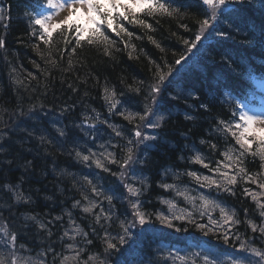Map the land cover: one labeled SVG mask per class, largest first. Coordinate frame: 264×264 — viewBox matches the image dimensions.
Wrapping results in <instances>:
<instances>
[{"label":"trees","instance_id":"trees-1","mask_svg":"<svg viewBox=\"0 0 264 264\" xmlns=\"http://www.w3.org/2000/svg\"><path fill=\"white\" fill-rule=\"evenodd\" d=\"M44 1L1 0L5 8L0 19V37L5 45L0 48V133L5 135L0 136V227L6 226L10 233L17 234L14 245L17 255L25 258L26 264L41 261L60 264L63 256L77 252L78 259L69 264L85 261L93 264L89 256L99 257L108 264H192L193 259L196 264H202L200 257L192 256L202 252L211 253L220 264H231L232 258L257 264L259 258L254 253L239 248L243 241L246 246L264 251V234L258 228L254 232L248 224L251 220L259 226L264 224V218L244 189L257 193L264 190L257 183L238 178L233 195L215 187H202L187 173L218 178L210 169L224 160L222 154L233 149V156L238 155L239 145L225 131L227 125L237 122L236 110L223 95L225 89L242 95L241 81L250 68L255 71L262 66L264 71V0H230L232 8L224 12V21L205 30L206 39L195 48L193 63L168 74L156 103L157 110L146 118L140 131L147 135L145 127L151 118L154 122L161 116L164 119L160 121L161 127L153 128L156 139L143 143L134 135L136 126L141 124L138 117L130 123L120 113L142 114L149 86L158 78L157 65L168 73L181 55H187L183 40L195 39L198 21L206 12L202 0H171L181 16L143 17L152 24L151 31L124 22L135 33L131 58L124 43L110 31L108 34L116 41L111 56L104 55L102 46L86 43L76 47L73 53L75 37L71 29H68V45L56 31L49 49L38 39V31L32 34L29 20V15L41 8ZM34 27L38 30V26ZM222 32L225 35L219 34ZM148 35L161 47L157 48ZM33 45L39 46V53ZM50 59L56 61L55 66L48 63ZM105 87L116 92L115 99L122 105L109 119L101 117L94 125L96 132L91 134L82 123L94 112L102 115L109 110L105 106L108 103L104 99ZM57 129L65 135L61 136ZM117 131L122 135L117 136ZM129 140L133 143L129 144ZM129 147L133 148L135 160L121 179L113 175L121 172L120 165L110 163L111 158L105 157L112 153L122 162ZM197 153L209 168L194 162ZM83 155L90 159L84 161ZM96 159L109 171L98 168ZM243 159L250 175L262 172L258 157L246 154ZM221 170H224L222 166ZM228 171L234 174V168ZM259 182H264V178ZM124 183L141 189L140 210L150 217L144 226L129 224L134 219L129 201L137 198L130 196ZM165 184L174 187H162ZM177 192L195 197L196 208ZM21 193L25 199L17 201L15 196ZM201 194L225 207L230 214L234 212L241 223L226 225L219 209L209 208L212 219L220 224L214 228L215 235L205 236L187 220H173L175 227L168 228L156 219L157 213L175 216L186 210L197 223L209 224V216L200 215ZM109 196L113 198L111 202ZM260 199L264 202V196ZM77 201L79 205L74 207ZM165 201L173 202L174 207L170 208ZM89 203L96 206L85 213L83 208ZM97 215H100L99 223ZM106 215L110 217L107 220ZM122 222L132 236L119 246V251L106 254L105 232L118 238L123 234ZM40 224L45 227L41 228ZM77 226L81 229L79 233H75ZM225 231L228 244L222 239ZM65 232L69 235L65 236ZM69 244L73 245L71 249L67 247ZM12 247L0 243V253L8 257ZM172 248L189 251L186 255L189 259L181 262L165 255Z\"/></svg>","mask_w":264,"mask_h":264},{"label":"snow or ice","instance_id":"snow-or-ice-1","mask_svg":"<svg viewBox=\"0 0 264 264\" xmlns=\"http://www.w3.org/2000/svg\"><path fill=\"white\" fill-rule=\"evenodd\" d=\"M237 2H242V0H237ZM229 3V0H202L203 6L206 8V12L203 19L198 21L199 28L196 32L194 40H183V43L187 46V52H191L196 46L197 42L201 40L202 35L205 30L214 28V22L219 20L220 15L223 13L224 6ZM45 10L35 12L34 14L29 15L30 27L32 28V34L36 35L38 31V39L42 41L45 45L49 47V49L53 46V33L59 31L62 35L64 44L68 45L69 35L68 29H71V34L75 37V46L72 48V52L75 53L76 47H82L83 44L94 45V46H102L104 55L111 56L113 55V49L115 48L116 41L112 39V37L108 34L109 31L115 33L116 37H119L121 42L124 43V48L129 50V57H132V50H134L135 46L131 43L135 33L129 31L127 27H125L124 22H127L130 25H135L143 29H147L149 31L152 30V24L148 22L147 19L143 17L154 18L156 16H168V17H176L181 16L182 13L178 7H173L171 0H128L127 3H122L121 0H45ZM62 10L67 11V15L64 16L62 20L59 22H53L54 18L61 13ZM3 9H0L2 12ZM74 13H82L85 17V24L81 25L78 23H69L70 17ZM62 25L66 27H62ZM87 25H91V27H87ZM38 26V30L36 27ZM186 27L185 25H182ZM232 25L229 24V28ZM220 35H225V33H219ZM127 38V39H125ZM139 38V37H137ZM157 48H160V44L153 39L151 35L147 37ZM5 40L0 37V48L4 47ZM36 51L39 53V46L33 45ZM119 51V49H116ZM163 51V49H161ZM51 55V53H49ZM61 57L64 55L63 51L60 52ZM185 55H181L179 59L175 61L178 65L185 59ZM35 63V62H33ZM48 63H51L55 66L56 61L50 59ZM69 65L71 66L72 60L69 59ZM39 67V65H36ZM67 70V69H66ZM172 72V68L168 69V73H164L160 70V66L157 65V80L149 86L148 94L145 96V106L143 113H128L127 115L123 112L120 113L121 116L124 117L125 120L130 123L133 122L137 117L141 124L136 126V130L134 132L135 137L139 143H143L146 140H155V136H147L140 131L142 125H145L146 118H148L151 114H154L153 104L159 102L158 97L161 92V85L166 80L168 74ZM31 76V73H29ZM137 92L140 91L139 88L135 89ZM115 92L105 87L104 88V99L110 103L109 111H112L117 107V101L115 100ZM164 117H158L156 122H148L146 126L149 128H159L161 127L160 121L163 120ZM221 123H224L221 121ZM60 132L61 136H64L65 133L63 130L57 129ZM115 131V129H114ZM225 131L231 134V136L235 139L237 145H239V149L236 150L238 155L233 156V149H229L224 152L222 155L224 156V160L218 162L217 166L214 169H210V171H214L218 174V178L214 176H203L198 175L196 172H188L187 174L190 177H193L198 183H201L202 187L212 188L215 187L218 191L228 192L231 194H235L233 191V187L238 183V178H243L245 180H249L252 183H257L258 187L261 190H264V182H259L260 178H264V112L259 114H250L249 112L240 111L239 121L235 122L233 125H227ZM5 135L4 133H0V136ZM117 136L122 135L120 132H116ZM43 139V138H42ZM129 144L133 142L131 140L128 141ZM204 143V141H201ZM215 148V145H212ZM2 150V149H0ZM251 155L253 157H258L261 161V173H257L255 176L250 175L247 172V169L244 165V157L245 155ZM78 157L81 156L79 151L76 152ZM110 159V163H118L121 168V172L119 174L113 173V175H118L121 179L124 177V173L127 170L128 166L135 160V155L133 148L129 147L123 157L122 162L118 161L112 153H108V156L105 159ZM82 159L84 161H88L90 156L83 155ZM194 162L203 165L204 168H209V164L205 163L204 158L197 153L193 157ZM98 168H102L104 171H109V169L105 166V164L100 160L96 159L94 161ZM221 166L224 169L221 170ZM234 168V174L230 173L228 169ZM87 180V177H85ZM91 184V181H88ZM143 183V181H141ZM124 187L127 189V192L131 197H136L135 201L130 200V206L133 210V221L129 222L131 227H135L136 224L141 226L146 225L150 222L149 215L140 210V200L138 199L141 189L136 187L132 183H124ZM164 188H173V185H162ZM93 191H96V187L93 185ZM246 195H250L251 199L256 202L257 208L260 210V216L264 218V202L261 201L260 196H264V191L257 193L255 191H250L249 189H244ZM99 194V193H97ZM177 195L184 196L185 200H189L193 202V208H196L194 203L195 197H190L186 195L184 192H177ZM17 201L21 199H25L23 194H17L15 196ZM87 199V197H85ZM109 202L112 201V197H107ZM201 201V209L200 215H208L209 216V224L197 223L196 219L193 217L191 212H187L186 210H182L180 215L175 216H167L162 213H157L156 219L160 224L166 225L168 228H173L175 225L173 224V220H187L188 224L194 225L199 231H201L205 236L209 234L215 235L214 228H218L220 221L212 219L211 213L207 211V209L211 208L213 210L219 209L220 218L224 224L238 225L241 223L239 219L235 218V213L230 214L225 207H222L219 203L214 200L209 199L203 194L199 197ZM169 204V207H174L173 202L165 201ZM79 205V201L76 202L75 206ZM96 205L94 203H89L88 206L83 208L85 213H90L92 208ZM186 213V214H185ZM106 220L109 219V216L104 217ZM34 219V217H33ZM97 223L100 222V215L96 216ZM249 226L255 232L257 228L259 229L261 234H264V224L257 225L251 220L248 221ZM41 228H44L45 225L40 224ZM121 228L123 229V234L119 235L118 238L110 237V235L105 232L104 236V252L106 254H111L112 251H119L120 245H124L131 238L132 234L129 232L127 226L121 223ZM177 231H180V228H176ZM186 230V229H185ZM81 229L79 226L76 227L75 233H79ZM0 233H3V238H0V243L4 245H12L13 247L9 250L8 257H5L2 253H0V264H26V259L23 257H19L17 255V251L14 247L15 241L18 239V236L15 232H9L7 227H0ZM65 236H68L69 233L65 232ZM85 236L87 233L84 234ZM223 242L225 244L229 243V237L227 231L223 233L222 236ZM87 243H91V241H87ZM69 249L73 247V245H67ZM239 248L246 252L254 253L256 257L259 258L257 264H264V251L256 248L246 246V243L241 241L239 244ZM80 253L77 252L72 256H63L60 264H69V261H76L79 257ZM192 256L200 257L202 259V264H220V261L217 258H213L211 253H202L196 252L193 253ZM10 258V260H9ZM173 259H178L181 262L189 259V257L182 256L177 252ZM89 261H92L93 264H108L106 260L99 259V257L89 256ZM40 264H44L43 261ZM87 264V261L84 262ZM192 264H196V260L193 259ZM231 264H245V260L243 259H232ZM248 264H251V261H248Z\"/></svg>","mask_w":264,"mask_h":264},{"label":"rangeland","instance_id":"rangeland-1","mask_svg":"<svg viewBox=\"0 0 264 264\" xmlns=\"http://www.w3.org/2000/svg\"><path fill=\"white\" fill-rule=\"evenodd\" d=\"M121 2H125V3H127L128 2V0H121ZM68 13H67V11L66 10H62L61 11V13L59 14V15H57L55 18H54V21L53 22H59L60 20H62L63 18H64V16H66ZM70 20H75V22L76 23H78V24H85V17L83 16V14L82 13H74L71 17H70ZM69 20V21H70ZM89 26H91V25H87V27H89ZM209 82H213V80H210L209 79ZM240 105V104H239ZM243 108L245 109V111L247 112V109H246V107L245 106H243ZM250 114H259V113H261V112H264V104H263V106L261 107V108H257V109H255V110H253V109H251L250 111ZM96 117V120H97V118H98V115H93V114H91L90 116H89V118H91V119H94ZM87 125H89L90 127H92V122H89V123H87ZM147 127H145V129H146ZM91 129V134H93V133H95L96 132V130H95V128H90ZM89 129V130H90ZM145 133L146 134H149V135H151V136H154L155 134L154 133H152V131L150 132V129H148L147 128V130L145 131ZM177 252H179V254L180 255H182V256H186L188 253H189V251H187V250H185V249H181V250H178V249H174V248H172V249H167L166 251H165V255H167L168 257L169 256H172V257H174L175 256V254L177 253ZM187 257V256H186ZM232 259H234V258H232ZM232 259H230V263H231V261H232ZM176 263V262H175ZM174 263V264H175Z\"/></svg>","mask_w":264,"mask_h":264}]
</instances>
